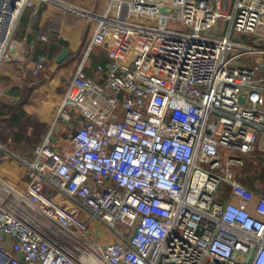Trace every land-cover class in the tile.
<instances>
[{"label":"built area","instance_id":"obj_1","mask_svg":"<svg viewBox=\"0 0 264 264\" xmlns=\"http://www.w3.org/2000/svg\"><path fill=\"white\" fill-rule=\"evenodd\" d=\"M36 3L59 0H0V64ZM83 14L99 25L55 108L70 148L51 133L26 154L0 142L23 186L0 175V264H264V193L240 181L248 159L264 161V0H113ZM111 28L140 38L138 54L89 77Z\"/></svg>","mask_w":264,"mask_h":264},{"label":"crops","instance_id":"obj_2","mask_svg":"<svg viewBox=\"0 0 264 264\" xmlns=\"http://www.w3.org/2000/svg\"><path fill=\"white\" fill-rule=\"evenodd\" d=\"M112 2L113 0H59L58 5L36 3L33 8H26L22 12L13 34L20 43L18 54L13 60L0 64V83L4 90L0 97V102L4 103L2 109L11 106L13 112L21 111L19 126L25 122L21 125L20 132H17L19 140L3 135L0 131V142L8 144L10 150L15 151V146L21 147L23 153H29L41 143L47 133H51V144L56 149L70 148L74 128L63 120H56L55 108L78 64L84 59L88 44L99 25L98 18L93 19L83 12L101 16ZM41 35L46 36L48 41H41ZM140 42L138 37H124L119 29L105 30L103 43L93 45L88 52L84 71L93 78L97 63L107 64L118 60L125 65L131 64L141 47ZM62 48H67L69 54L56 62L55 57ZM38 56L44 58V66L34 76L32 71ZM9 114L0 115V123L7 122ZM19 142L30 143L24 148L21 146L24 144ZM247 169L252 172L245 177L264 175V161L250 158L243 171ZM21 172L22 169L15 160L9 157L0 159V175L11 183H18ZM246 186L264 193V182L260 178ZM92 226L94 230L98 228L97 223Z\"/></svg>","mask_w":264,"mask_h":264},{"label":"rangeland","instance_id":"obj_3","mask_svg":"<svg viewBox=\"0 0 264 264\" xmlns=\"http://www.w3.org/2000/svg\"><path fill=\"white\" fill-rule=\"evenodd\" d=\"M249 63H251V60L250 59H247V60H242V64H249ZM19 122H18V124L13 128V129H11V128H9V126H8V124H7V122L5 121V122H2V123H0V131L2 132V134L3 135H10L11 137H12V135L14 134V133H16V132H20V130H21V125H24L25 124V122H22V124L19 126ZM14 139V138H13ZM15 140V139H14ZM14 140H12L13 141V143H14ZM20 144H24V145H21L22 147H24V148H26L28 145H29V143L30 142H28V143H22V142H19ZM5 145H8V144H5ZM10 147H11V145H10ZM13 148L15 149V151L17 152V153H19V154H25V153H27V152H25V153H23L22 151L23 150H21V147H19V148H15V146H13ZM251 170L250 169H247V170H245V171H243V172H241L240 173V179H244V177H245V175L246 174H248L249 172H250ZM252 172V171H251ZM257 178H260L261 179V182H264V175H256V176H254V177H252V178H249L251 181H253V180H255V179H257ZM19 179H22V176H21V174H20V176H19ZM246 179V178H245ZM249 181V180H248ZM21 181L19 180L18 181V183L16 184L15 182L14 183H12V185H14L15 187H17V188H22L23 186L21 185L20 186V184H22V182L20 183ZM11 183V182H10ZM241 183H243V184H245V185H249L247 182H241ZM20 186V187H19ZM117 226V225H116ZM103 230V229H105L104 228V226L102 225V224H99L98 225V228L96 227L95 228V230L94 231H99V230ZM105 238H103L102 240H104Z\"/></svg>","mask_w":264,"mask_h":264},{"label":"trees","instance_id":"obj_4","mask_svg":"<svg viewBox=\"0 0 264 264\" xmlns=\"http://www.w3.org/2000/svg\"><path fill=\"white\" fill-rule=\"evenodd\" d=\"M3 104L4 103H1L0 102V115H7V114L10 113L9 114L10 116L8 115V117L6 118V120L8 122L9 128L13 129L18 124V121H19L22 113H21V111L18 112L17 110L15 112H13V108H11V106L10 107L5 106V108L2 109L3 106H4ZM12 136H13V138H15V140H19L20 139V135L17 134V132L15 134H13ZM240 180H241V182H247V183L249 182L248 183L249 185L251 183V180L248 177H244V179H240Z\"/></svg>","mask_w":264,"mask_h":264},{"label":"water","instance_id":"obj_5","mask_svg":"<svg viewBox=\"0 0 264 264\" xmlns=\"http://www.w3.org/2000/svg\"><path fill=\"white\" fill-rule=\"evenodd\" d=\"M68 54H69V50H68L67 48H62V49L58 52V54L56 55V57H55V61H56V62H60V61L63 60ZM239 100L242 102V101H243V98L240 97ZM250 255H251V252H250L248 258L250 257Z\"/></svg>","mask_w":264,"mask_h":264},{"label":"bare ground","instance_id":"obj_6","mask_svg":"<svg viewBox=\"0 0 264 264\" xmlns=\"http://www.w3.org/2000/svg\"><path fill=\"white\" fill-rule=\"evenodd\" d=\"M8 18H10V16ZM6 25H7V23H6ZM84 264H87V263H84Z\"/></svg>","mask_w":264,"mask_h":264}]
</instances>
